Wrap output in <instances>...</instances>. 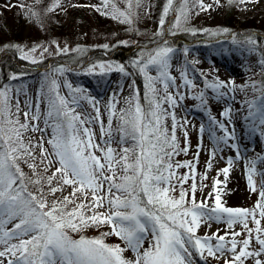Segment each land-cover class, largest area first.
Masks as SVG:
<instances>
[{"label":"snow or ice","instance_id":"1","mask_svg":"<svg viewBox=\"0 0 264 264\" xmlns=\"http://www.w3.org/2000/svg\"><path fill=\"white\" fill-rule=\"evenodd\" d=\"M60 2L54 0L49 10H55ZM122 2L126 5L123 10L117 7L115 0H101L100 6L92 7L121 23L131 24L132 5L135 3L139 9L142 0ZM239 2L258 3L259 0ZM110 3L111 11L108 10ZM191 3L193 7H189L190 0H166L159 21V34L164 33L163 26L169 11L175 16L168 32L175 36L180 31L181 20L188 23L194 8L199 11L211 8V5L204 4V0H191ZM215 3L219 5V0H215ZM199 11L195 14L198 15ZM127 43L121 42L125 46ZM246 43L255 46L257 41L249 37ZM104 48L108 49L109 45H104ZM19 51L21 59L33 64L41 62L45 54H50L48 48H43L38 60L36 48ZM57 51L67 54L69 50L65 47L57 48ZM187 51L185 48L184 52ZM175 52L168 40H164L155 49L142 51L131 62L145 82L144 103H141L139 88L133 80L129 86L132 92L124 99V107H117L119 101L116 93L110 97L105 106L107 125L101 118L99 101L88 96L84 89L73 88L70 84L66 85L70 90L69 96H62L57 81L50 80L48 76L41 85L34 110L31 101H26L28 111L23 113V123L19 118L21 109L18 98L13 111L11 89L7 86L0 88V264H5V257L8 258L7 264H195L194 256L220 260L228 252L232 258L224 259V264H245L248 259H252L253 264H264V189L259 191L260 199L253 209L225 207L219 194L212 197L211 193L209 197L214 199V206H209L207 198L197 202L195 182L190 185V191L183 188V184L192 177H176V168H193L191 162H177L175 165L172 162L174 155L187 152V148H179L176 137L177 126L184 128L186 123L178 121L175 115L179 101L185 98L179 88L194 89L195 85L187 72L181 73L183 85L175 84V77L170 74ZM261 64L264 65V60H261ZM96 69H99L98 73ZM66 70L61 66L54 71L63 73ZM112 71L132 75L125 65L111 61L93 64L87 69L88 74L99 75ZM151 71H155L156 75H151ZM11 79L19 77L14 74ZM45 84L48 86L47 93L44 92ZM231 85L234 91V82ZM172 87L176 88L175 95L169 91ZM227 87L229 85L218 78L212 82L205 81V88L211 89L217 100L228 94L222 91ZM192 99L207 106L204 91L193 95ZM81 100L91 103L95 115H82L76 111L82 106ZM42 102H46L43 113L40 108ZM246 103L248 111L244 120L248 124L249 135L259 133L264 137V95ZM164 104L169 107L165 108ZM221 115L231 121V108H226ZM169 117L172 120L171 132L166 124ZM41 119L43 127L40 126ZM209 119L223 132L222 136H217L210 126L209 134L213 142L217 146L223 143L235 149L239 158V145L229 143L236 139L234 129L230 131L228 126L214 117ZM95 124L100 127V142L96 141L92 127ZM49 130L46 142L51 151L44 147L45 134ZM29 131L40 132V140L33 143L31 137H26ZM200 132H204L203 125ZM184 134L187 138L186 130ZM113 144L119 148L113 147ZM215 154L214 150L211 154L213 158ZM258 159L264 160V157ZM21 162L36 177L32 183L42 185L46 180L47 194L43 187L38 189L39 195L28 190L25 182L28 177L20 167ZM232 163V158H229V167ZM53 164L58 166L51 175L45 177L37 171L39 165H43L42 172L47 173ZM249 164L252 166L247 168V179L251 191L255 192L253 176L256 161H249ZM208 167L211 168V163ZM229 167L222 169L225 175L229 173ZM220 183L219 179L215 181L216 185ZM177 184L181 189L178 198L173 195ZM65 186H71V193L54 198L49 203L47 195L55 197L57 192H63ZM105 205L106 211H98ZM250 221L254 228L249 227ZM210 222L224 223L229 229L239 224L244 232L232 231L230 240L226 239L228 233L223 236L218 233L197 236L201 224L207 223L210 227ZM9 224H12L11 228L7 227ZM105 224L111 226V232L102 233L97 238L81 235L79 239H74L70 234ZM108 235L123 240L127 248L135 253V260L124 258L123 252L127 249L106 244L104 238ZM242 235H246V238L236 239ZM213 240L217 243L213 244ZM253 240L259 247L249 250ZM145 241L149 243L147 248H143Z\"/></svg>","mask_w":264,"mask_h":264},{"label":"rangeland","instance_id":"2","mask_svg":"<svg viewBox=\"0 0 264 264\" xmlns=\"http://www.w3.org/2000/svg\"><path fill=\"white\" fill-rule=\"evenodd\" d=\"M18 1L20 0H0V5H14ZM29 1L30 0H21V3L23 4V2ZM73 1L74 0H61L60 6L53 10L59 14V23L61 26L63 25L62 27L64 28L63 34L61 35L54 32L50 37L46 36L45 31L51 30L53 26H49V23L42 24L38 19L30 17L28 13H24L23 28L25 33L22 36L23 40L15 42L12 45V49L16 51L17 58L26 63L16 64L12 70L3 74L0 72V88L7 86L11 89L13 111L18 98L20 104L23 105L24 103L23 109L21 110L22 114L20 113L24 122L25 117L23 113L28 111L25 106L26 101H31L34 110L41 85L45 83V76H48L50 80L55 79L57 81L59 84V92L62 96H69L70 90L66 85L70 84L73 88L79 87L84 89L88 96L99 101L98 106L100 108L101 118L103 119L104 124L107 125V113L105 111L106 104L112 94L116 93L119 101L117 107H124V99L132 92V89L129 86L132 84L133 78L132 76H125L117 71H112L106 75L88 74L87 69L93 64L107 61L117 63L116 59H113L112 54L103 52L105 50L104 45H109L108 49L116 47L114 51H120L122 48H129L131 46L137 58L142 51L148 52L155 49L164 40H168L169 44L176 49L171 60L170 69V74L175 77V84L177 86L183 85L184 81L181 79V73L187 72L188 78L193 80L195 85L194 89L184 87L179 88V91L185 95V98L179 101V106L175 109V115L178 121L186 123L184 128L177 126L176 137L179 141V147L182 149L187 148V152H183L178 163L183 164L185 162H191L193 168H176V177L178 178L184 175L192 177L183 184V188L190 191V185L195 182L197 185V191L195 194L197 202L199 203L201 200L207 198L209 206H214V199L210 198L209 194L211 193L212 197L217 194L223 196L222 187H228L225 181H222L223 184L221 182L220 185H216L215 181L217 179L220 180L221 178L228 179V175L231 174V171L236 166L238 158L235 149L227 147L223 143L217 146L210 138V126L216 132L217 136H222L223 132L218 126L211 124L209 117H214L217 121L224 123L228 126L229 130L232 131L234 129V118L240 114L247 115L248 104L246 101H252L264 95V92L262 93L261 90H256V88L253 87V85H256L258 82L255 80L256 78L253 73L256 75L264 73V65L261 64L262 59H260L261 56L264 55V48L263 50H259L258 46L255 45L252 46L253 51L246 50L247 48L238 41L241 39L247 41L248 37L254 39L255 36H248V34H246L247 37H240L239 34H242V29L233 34H229L227 29V31H223L225 30L223 28L224 15L229 0H219V5L215 3V0H204V4L211 5V8L207 11H199V9L194 8L188 23H184V21L181 20L180 31L175 36L168 32L175 16L172 11H169L165 18L163 35L159 34V21L166 0H162V12L158 15H154V13L152 15L148 12V10L151 9L150 4L152 2H150V0H142V6L139 9H137L135 3H133L131 24L121 23L119 20L113 19L109 15L101 14L95 9V7H92L100 6L101 0H94V3H92L91 0H84L90 1L88 3H73ZM52 2H54V0H52ZM115 3L121 10L126 7L122 0H115ZM77 4V7L80 8V10H74L78 16L72 17V8ZM189 7H193L191 0ZM111 9L112 4L110 3L108 5V10L111 11ZM235 9L238 10V16L241 20H258V18L264 17V0H259L258 3H240L238 1L234 10ZM196 11H199L198 15L195 14ZM70 19H72V21ZM70 21L71 23L69 24ZM56 25H54V27ZM191 29H195L196 31H189ZM204 29L209 31L205 32L203 31ZM223 33L229 35L221 36L220 34ZM260 34L264 38V34ZM186 37L191 39L185 40L184 38ZM124 41L128 42L126 46L121 44V42ZM65 47L69 50L67 53H79L80 57L87 59L88 62L79 66H73V64L68 62L67 54H61L57 51V48L64 49ZM233 47H236L239 51L238 55H231ZM8 48V46H2L0 47V50H6ZM33 48L37 49L35 56L38 60H40V52L43 48H48L50 54H45L42 61L36 64L20 58L21 52L19 50L22 49L24 51H29ZM185 48L188 49L187 53L184 52ZM218 49L230 53L231 62L239 68V72H230L213 59L212 55ZM97 52H103V56H99L96 60H93V54ZM91 54L93 56H90ZM37 65H43L42 69L38 70L39 68H37ZM61 66L67 70L63 73L54 71ZM98 72L99 69H96V73ZM14 74L17 75L19 79H11ZM150 74L155 76L156 72L151 71ZM216 78L229 85V87L222 89V91L227 92L228 94L219 100L215 99V93L211 89L205 88L206 80L212 82L216 80ZM231 82H234V91L231 90ZM262 88H264V84H262ZM17 89L20 91L17 92ZM47 91L48 86L45 84L44 92L47 93ZM169 91L174 95L176 94L175 87L170 88ZM201 91H204L207 97L206 107L202 106L199 100L192 99L193 95ZM65 94H67V96ZM80 104L82 106L76 109L77 112L82 115H95L94 109L88 100H81ZM164 107L168 108L169 105L164 104ZM229 107L231 108V121L221 115V113ZM40 108L43 113L46 110V102H42ZM30 119L31 117H29V120ZM33 123L35 122L33 121ZM166 124L169 132H171V117L168 118ZM202 125L204 127V132L201 134L200 128ZM40 126L43 127L42 119L40 121ZM113 126L115 127V121L113 122ZM92 127L96 134V141L100 142L99 124L92 125ZM185 130L187 132V138H185ZM33 134L37 135V138L41 137L40 132H35ZM49 135L50 130L48 134H45V142L49 138ZM235 137L236 139L234 141H229V143H237L239 146L242 144L247 153L257 158L255 164L256 173L253 176L257 191H251L246 174L245 182L247 186V194L236 207L253 209L260 199L259 191L264 189L263 175H261L263 172L260 169L261 162H264V160L258 159L259 157H264V137L260 136L259 133L249 135L248 129L242 134L241 142L238 140L236 134ZM112 146L119 148L117 145ZM48 147L49 151H51L50 145H48ZM220 149H222V151ZM214 150L216 154L213 158L211 154ZM97 154L99 155V153ZM229 158H232L233 160L230 167L228 165ZM209 163H211V168L208 167ZM41 166L43 169V165ZM57 166L58 165L53 164L49 167V170L51 168H56ZM226 167H229V173L227 175L222 172V169ZM180 190L178 184L173 195L178 198ZM63 191L66 193L68 190L66 191L64 189ZM62 193L57 192V196H60ZM68 193L71 192L69 191ZM35 194L39 195V193ZM106 209L107 205L98 209V211L104 212ZM210 223V227L207 223H202L197 230L196 235L199 237H205L212 236L213 233H218L223 236L228 233L229 235L226 239L230 240L232 231L244 232L242 225L239 224L235 225L233 229H229L224 223H217L219 227L217 226L216 228L213 226V224L215 225V222ZM262 224H264V221H262ZM7 227L11 228L12 224L7 225ZM249 227L254 228L255 225L250 221ZM101 228H103L102 233L111 232L110 225L105 224L101 226ZM71 234L74 235V239H79L82 235L81 233ZM83 235L86 234L84 233ZM108 236L119 238L115 235ZM253 236H255V233H253ZM89 238L92 237L90 236ZM244 238H246V235L239 236L236 239L242 240ZM12 242L16 243L17 241ZM212 243L215 244L217 241L213 240ZM107 244L118 245L113 239L110 242H107ZM148 246V241H145L143 248H147ZM258 247L256 241L253 240L249 250L257 249ZM128 250V255H123L124 258H129L134 261L135 253L131 249ZM231 258L232 254L230 252L225 253L224 257L220 260L212 257H207L206 260L199 256L193 257L195 264H224V259L230 260ZM3 259L5 260V264H7L8 258L5 257ZM245 264H253V260L248 259L245 261Z\"/></svg>","mask_w":264,"mask_h":264},{"label":"trees","instance_id":"3","mask_svg":"<svg viewBox=\"0 0 264 264\" xmlns=\"http://www.w3.org/2000/svg\"><path fill=\"white\" fill-rule=\"evenodd\" d=\"M239 0H232V2H228L229 4L227 5V10L225 11L224 15V22H223V28L227 29L230 32H239L241 29L243 30L239 34L240 37H247L248 36H255L254 40L257 41V46L260 48H264V38L261 36L260 33L264 34V17L258 18V20L255 19H244L241 20L238 16V10L235 9V6L237 5ZM74 2H85L88 3L90 1H84V0H74ZM92 3H94V0H91ZM152 2L150 4V8L148 12L153 15H158L162 12V0H150ZM54 2L52 0H30L29 2H23L21 3V0L16 2L12 7H6L3 5H0V47L2 46H8L9 48L6 50L1 49L0 50V72L3 74L7 71L12 70L16 64H24L26 63L25 61H22L17 58L16 56V51L12 49V45L17 42V41H22L23 34L24 32V21H23V16L24 13H28L30 17H33L35 19H38L39 21L42 22V24L49 23V26L52 25L51 30H46L45 35L50 37L54 32L57 33L58 35L63 34L64 28L60 25L59 21V14H57L55 11H50L49 9L53 6ZM20 5H23L21 7ZM77 5L74 6L73 11H71L72 17L78 16L77 13L75 12L74 9L80 10V8L77 7ZM146 8V7H145ZM53 13V15H52ZM72 21V19H70ZM69 22V24L71 23ZM56 25L54 27V25ZM107 27V26H106ZM55 28V30H54ZM108 28V27H107ZM109 29V28H108ZM247 32V33H245ZM34 33V32H33ZM185 40H189L191 38H184ZM119 46V45H118ZM117 46V47H118ZM116 47H113L111 49H103L105 52L108 54H112L113 59H116V62L119 64H123L126 66V69L128 72L132 73V78L135 80L136 87L139 88L140 91V96H141V103H144L143 100V95L145 92V82L143 79V76L140 75L137 72V69L132 67L131 62L136 59V55L134 51L132 50L133 48L130 46L129 48H122L120 51H114ZM93 60H96L99 56H103V52H97L93 54ZM92 54L90 56H93ZM67 60L70 64L73 65H80L85 62H88L87 59H84L80 57L79 53H67ZM262 58L264 59V55H262ZM28 64V63H27ZM43 65H37L38 70H41ZM40 72V71H39ZM259 79V78H258ZM262 80V81H261ZM260 83L264 81V74L260 76L259 79ZM260 86V85H258ZM157 87H160V85H157ZM257 87V86H256ZM67 96V94H65ZM163 95V93H161ZM23 103V102H22ZM24 105V103H23ZM23 105L20 104V109H23ZM15 111V109H14ZM22 111H20L21 113ZM22 114V113H21ZM20 121L23 123V118L20 116ZM168 121V119H167ZM33 133L29 131L26 133V137H31L33 143L37 142L40 140V138H37V135H34ZM116 145V144H113ZM118 146V145H117ZM44 147L48 148V144L45 142ZM119 147V146H118ZM181 148V147H179ZM182 149V148H181ZM37 157L39 156V149L36 150ZM183 155V152H180L179 155H174L172 158L173 164H176L177 162L180 161L181 156ZM20 167L23 169L25 172L26 176L28 179L25 181L28 190L35 193H38V189L40 187H43L45 194L48 193V185L46 183V180L42 183V185H37L32 183L31 181L36 179L35 176H33L32 171L25 165L24 163H20ZM39 170H42V166L39 165L38 167ZM37 169V171H39ZM55 171V168H51L48 173H44L42 171H39L41 175H44L45 177L48 175H51L52 172ZM175 182V181H174ZM55 184V181L53 182ZM178 186V184H177ZM64 189L67 191L66 193H63L60 196H57V193L55 194V197L52 195H47L48 202L51 203V201L54 198L62 197V196H68L70 193L69 191H72L71 186H65ZM180 193V191H179ZM71 207V205L69 206ZM102 229L101 227H89L85 229L81 234L83 235L84 233L86 235H83L84 237H92V238H97L100 237L102 234ZM71 234V233H70ZM72 235V234H71ZM74 237V235H72ZM88 237V238H89ZM77 239V238H76ZM105 243L110 242L112 239L114 240L115 243H117L119 246H121L122 249H127L126 251L123 252V255L127 256L128 255V248L127 245L123 240L120 238H112V237H105ZM123 242V243H122ZM127 260H130L127 258ZM132 261V260H131Z\"/></svg>","mask_w":264,"mask_h":264},{"label":"bare ground","instance_id":"4","mask_svg":"<svg viewBox=\"0 0 264 264\" xmlns=\"http://www.w3.org/2000/svg\"><path fill=\"white\" fill-rule=\"evenodd\" d=\"M235 54L238 55L239 51L237 50L236 47H233L231 55H235ZM231 55L230 53L218 49L215 53H213L212 56L217 63L223 66V68L229 70L230 72L237 73L239 72V68L234 63L231 62L230 59ZM245 116L246 115L240 114L236 116V118H234V122H233L235 134L240 142H241L242 134L248 129L247 122L244 120ZM239 149H240V155L239 158L237 159L238 160L237 164L231 171V174L228 175L229 176L228 179L226 178L220 179L221 182L225 181L228 185L227 188L222 187L223 196L219 195L222 200L221 203L225 207H229V208H236L239 205L240 201H242L245 195L247 194V186L245 182L247 168L252 166L251 164H249V161L252 160L256 161L257 159L256 157L247 153L245 147L242 144H240ZM260 169L264 173L263 161L261 162ZM263 181H264V175H263ZM213 226L216 228L218 224L215 223V225L213 224Z\"/></svg>","mask_w":264,"mask_h":264}]
</instances>
